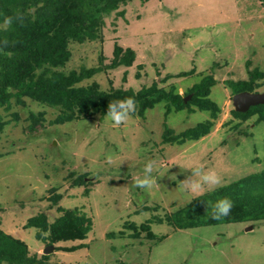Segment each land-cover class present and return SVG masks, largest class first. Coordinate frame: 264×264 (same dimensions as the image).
<instances>
[{
  "label": "rangeland",
  "instance_id": "1",
  "mask_svg": "<svg viewBox=\"0 0 264 264\" xmlns=\"http://www.w3.org/2000/svg\"><path fill=\"white\" fill-rule=\"evenodd\" d=\"M118 10L123 14L105 16L102 43L70 45L66 68L96 65L100 49L102 63L107 64L118 43L135 51L132 65L97 72L88 81L95 79L106 88L110 79L115 87L137 90L155 79L160 86L174 84L183 94L211 75L215 83L208 97L220 112L210 133L165 142V127L179 133L208 119L209 112L166 113L164 102L143 115L136 110L117 127L106 115L50 124L56 113L52 109L29 99L24 105L12 100L8 109L0 106L7 120L0 135V227L25 241L32 253L53 246L46 254L58 263L264 264V220L191 228L155 220L197 195L264 168V122L257 114L246 119L232 114L233 89L228 84L248 78L249 70L264 72V0H131ZM191 69L188 75H175ZM167 74L174 76L161 82ZM263 90L264 84L258 92ZM29 111L45 112L43 126L33 132L27 130ZM149 161L155 162L152 176L157 181L151 193L134 187V178H143ZM200 165L214 169L221 183L192 193L181 182ZM81 173L88 174L87 183L70 186L71 177ZM52 187L62 194L59 206L77 207L91 217L92 227L84 239L46 245L36 238L34 227L24 226L40 211L49 220L59 215L46 198ZM126 221L137 225L148 221L151 230L164 237L155 241L128 236ZM120 230L124 236H107ZM78 243L83 246L72 251L55 249Z\"/></svg>",
  "mask_w": 264,
  "mask_h": 264
},
{
  "label": "trees",
  "instance_id": "2",
  "mask_svg": "<svg viewBox=\"0 0 264 264\" xmlns=\"http://www.w3.org/2000/svg\"><path fill=\"white\" fill-rule=\"evenodd\" d=\"M129 1L131 0H0V23H3L0 27V106L8 109L12 100L21 105L25 104V99L36 101L56 112L49 120V123L53 124L94 116L102 117L107 114L110 102L132 97L139 115H143L147 108L158 102H164L166 113L181 109L209 112L208 119L179 133L165 127V142L195 140L210 133L220 112L216 102L208 97L210 88L215 83L211 75L203 76L200 82L193 84L183 94L178 92L174 84L160 86L155 79L137 90L115 87L110 79L106 88H102L95 79L88 81L97 72L120 65H132L135 51L118 43H114L112 57L107 64L102 63L104 56L100 49L96 65L66 68L72 54L70 45L86 41L102 43L105 16L112 12L123 14V10L119 11L118 8ZM8 18H11V23L5 24ZM190 73H193V69L175 75ZM171 76L174 74H167L161 82ZM228 84L232 87L233 94L240 91H258L264 84V72L249 70L248 78L228 81ZM9 87L11 92L6 91ZM189 94L191 98L187 102L184 101ZM231 112L242 119L257 114L258 121L264 122V104L251 106L246 112H237L232 108ZM12 115L14 120L18 119L16 113ZM27 119V130L33 132L43 126L45 112L29 111ZM6 122L0 114V135ZM87 178V173L77 174L71 177L69 185H84ZM88 192L89 188L85 187L84 193ZM61 196L57 188L48 189L46 198L50 202L49 206L55 205L59 212L53 220H49L47 214L40 211L29 216L24 224L34 227L36 238L43 240L46 245L67 240H82L92 227L91 217L79 208L59 206ZM225 197L233 202L230 214L220 220L212 219V209L207 203L214 204ZM155 220L166 221L174 228L264 220V168L197 195L184 206L166 214L164 218ZM124 227L131 230L128 233L131 237L143 236L155 241L164 237L155 234L148 221L139 225L126 221ZM116 235L124 236L125 231L107 233V236ZM82 246V243L59 245L55 246V249L72 251ZM4 263L70 264L51 262L47 254L30 252L25 241L0 227V264Z\"/></svg>",
  "mask_w": 264,
  "mask_h": 264
},
{
  "label": "clouds",
  "instance_id": "3",
  "mask_svg": "<svg viewBox=\"0 0 264 264\" xmlns=\"http://www.w3.org/2000/svg\"><path fill=\"white\" fill-rule=\"evenodd\" d=\"M11 18L5 20V24H10ZM6 43V42H5ZM10 55V54H9ZM6 91L11 92L12 89L9 87ZM136 111V102L132 97L125 98L110 102L106 118L113 123V126H120L126 124L131 118V114ZM154 161H149L144 166L143 178H134V187H138L151 193L152 190L157 186L156 179L152 176ZM182 170L183 166H180ZM192 176L188 177L181 183L184 188L192 193H197L206 185L209 188H214L221 183V177L217 174L214 169H205L203 165L194 167L191 169ZM208 207H211L212 219L220 220L223 217H227L233 207V202L229 198H221L214 204L211 202L207 203Z\"/></svg>",
  "mask_w": 264,
  "mask_h": 264
},
{
  "label": "water",
  "instance_id": "4",
  "mask_svg": "<svg viewBox=\"0 0 264 264\" xmlns=\"http://www.w3.org/2000/svg\"><path fill=\"white\" fill-rule=\"evenodd\" d=\"M190 95L184 98V101L189 98ZM231 102L233 109L237 112H246L251 106L264 104V90L260 92H250V91H240L232 95ZM249 226L247 229H251ZM49 249H45L43 254L49 252L50 249H53V246H48Z\"/></svg>",
  "mask_w": 264,
  "mask_h": 264
}]
</instances>
